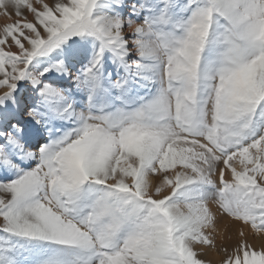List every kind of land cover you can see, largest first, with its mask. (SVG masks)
Masks as SVG:
<instances>
[{"label": "snow or ice", "instance_id": "6c2138e0", "mask_svg": "<svg viewBox=\"0 0 264 264\" xmlns=\"http://www.w3.org/2000/svg\"><path fill=\"white\" fill-rule=\"evenodd\" d=\"M0 15V264H264V0Z\"/></svg>", "mask_w": 264, "mask_h": 264}, {"label": "rangeland", "instance_id": "374dc122", "mask_svg": "<svg viewBox=\"0 0 264 264\" xmlns=\"http://www.w3.org/2000/svg\"><path fill=\"white\" fill-rule=\"evenodd\" d=\"M1 22H3V23H1ZM8 22H10V21H8L5 17H3L2 15H0V27H3V25L5 23H8ZM208 259H211L213 261V264H218L220 257L219 256H216V255H210L208 257Z\"/></svg>", "mask_w": 264, "mask_h": 264}, {"label": "bare ground", "instance_id": "6f19581e", "mask_svg": "<svg viewBox=\"0 0 264 264\" xmlns=\"http://www.w3.org/2000/svg\"><path fill=\"white\" fill-rule=\"evenodd\" d=\"M1 23H3V22H1ZM3 25V24H2Z\"/></svg>", "mask_w": 264, "mask_h": 264}]
</instances>
